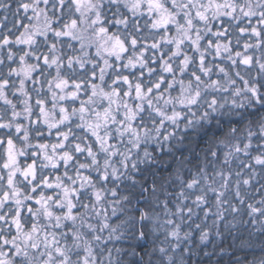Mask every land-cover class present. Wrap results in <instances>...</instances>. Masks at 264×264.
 <instances>
[{
    "label": "snow or ice",
    "instance_id": "obj_1",
    "mask_svg": "<svg viewBox=\"0 0 264 264\" xmlns=\"http://www.w3.org/2000/svg\"><path fill=\"white\" fill-rule=\"evenodd\" d=\"M0 14V264H190L194 236L264 233V0Z\"/></svg>",
    "mask_w": 264,
    "mask_h": 264
},
{
    "label": "trees",
    "instance_id": "obj_2",
    "mask_svg": "<svg viewBox=\"0 0 264 264\" xmlns=\"http://www.w3.org/2000/svg\"><path fill=\"white\" fill-rule=\"evenodd\" d=\"M260 227L259 220L253 223L244 217L242 223L235 222V227L223 231L220 237L211 236L205 243L194 236L196 254L190 264H264V233ZM124 244L127 247V241Z\"/></svg>",
    "mask_w": 264,
    "mask_h": 264
},
{
    "label": "rangeland",
    "instance_id": "obj_3",
    "mask_svg": "<svg viewBox=\"0 0 264 264\" xmlns=\"http://www.w3.org/2000/svg\"><path fill=\"white\" fill-rule=\"evenodd\" d=\"M0 15H2V14H0ZM11 19H12L11 14H9V21L6 22V23L8 24V27H11ZM162 238H163V237H161V239H162Z\"/></svg>",
    "mask_w": 264,
    "mask_h": 264
}]
</instances>
